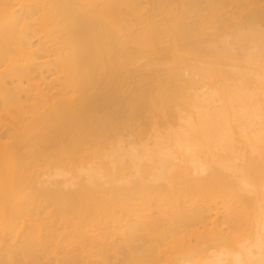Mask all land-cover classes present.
I'll use <instances>...</instances> for the list:
<instances>
[{"label":"bare ground","instance_id":"obj_1","mask_svg":"<svg viewBox=\"0 0 264 264\" xmlns=\"http://www.w3.org/2000/svg\"><path fill=\"white\" fill-rule=\"evenodd\" d=\"M264 0H0V264H264Z\"/></svg>","mask_w":264,"mask_h":264},{"label":"rangeland","instance_id":"obj_2","mask_svg":"<svg viewBox=\"0 0 264 264\" xmlns=\"http://www.w3.org/2000/svg\"><path fill=\"white\" fill-rule=\"evenodd\" d=\"M262 25H264V20H262Z\"/></svg>","mask_w":264,"mask_h":264}]
</instances>
